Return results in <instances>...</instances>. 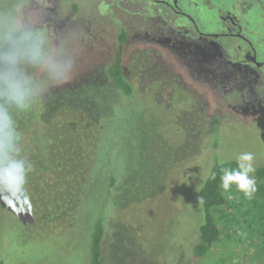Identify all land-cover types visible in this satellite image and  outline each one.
Masks as SVG:
<instances>
[{
	"label": "rangeland",
	"instance_id": "rangeland-1",
	"mask_svg": "<svg viewBox=\"0 0 264 264\" xmlns=\"http://www.w3.org/2000/svg\"><path fill=\"white\" fill-rule=\"evenodd\" d=\"M13 2L17 0H0V9ZM33 2L22 8V14L39 18V28L48 35L50 53L77 58L71 78L59 84L38 70V90L67 86L108 61L117 31L127 25L140 35L125 43L138 92L137 98L116 97L111 89L103 96V88L99 96L92 92V99L107 96L109 104L119 101L121 120L110 126L117 138L98 144L97 163L104 165V174L81 180L74 192L69 191L74 199L68 205L56 203L67 195L61 190L62 180L71 179L60 172L47 178L41 198L40 192L34 194L26 185L30 206L17 205L13 210L0 202V264H90V233L102 217L111 221L109 238L115 264H264V219L255 216L264 211V196L258 197L256 204L248 199L237 211L234 208L239 223L237 233L232 231L233 238L219 240L204 257L191 258L205 216L203 203L199 205L200 191L213 167L222 160L235 161L243 152L254 154L255 169L264 166V104L260 105L259 97L248 98L247 102L255 104L249 105L247 86H230L228 81L220 87L221 95L214 96L208 84L191 78L204 74L197 67L203 60L196 58L192 72L187 66V48L177 42L161 46L166 35L172 34L160 28L154 15L145 13L141 2H118L113 10L109 5L116 2L104 0ZM200 5L204 10V4ZM182 6L186 11L196 9L186 7L185 2ZM249 12L244 21L250 22L254 43L260 41L264 47V2H255ZM208 14L207 20L202 18L201 30L214 28L218 21L215 11ZM54 15L55 19L48 18ZM149 45L161 46L167 60L147 57L150 54L142 51ZM172 64L189 86H182L169 73L176 72ZM93 76L96 79V74ZM94 77L93 84L97 82ZM82 94L67 100H82ZM133 111L134 120H128ZM129 134L133 136L130 141ZM111 176L117 178L116 186L107 189L104 185ZM78 197L81 201L72 204ZM43 199L56 203L52 205L54 214L40 204ZM228 231L225 225L223 235Z\"/></svg>",
	"mask_w": 264,
	"mask_h": 264
},
{
	"label": "trees",
	"instance_id": "trees-1",
	"mask_svg": "<svg viewBox=\"0 0 264 264\" xmlns=\"http://www.w3.org/2000/svg\"><path fill=\"white\" fill-rule=\"evenodd\" d=\"M32 1L20 3L27 6L28 4L32 5L34 3ZM126 38V33L123 31L119 38L120 44L116 49L114 60L97 64L95 69L67 86H53L44 91L38 90L29 110L15 115L17 126L22 132V155L26 156L33 165V171L28 175L27 184H29V188H32L34 194L40 192L38 197L41 198L40 194L43 188L47 189V178L60 172L65 179H71L70 181L62 180L64 184H62L61 190L67 195L65 198H57L56 203L62 202L60 205H68L74 199L70 192H74L73 188L78 187L81 180L93 179L97 175L104 174V165L97 163L100 151L98 144L104 139L114 140L117 138L110 126H115L120 122L117 109L122 106L117 100L109 104L107 96L103 100L92 99L91 96L93 91L99 96L100 90L103 88L101 96L106 94L107 89H111L117 93L116 97L137 98L138 82L134 77V69L128 63L127 73L123 66V42ZM147 53L150 54L147 57L153 58V61L156 59L157 56H152L154 54L150 52ZM29 71L39 85L41 81L37 75L38 70L29 69ZM95 74L96 79L93 76ZM93 77L97 81L94 84L92 83ZM43 79L46 78L43 77ZM186 89L190 91L188 88ZM75 91L77 94H69ZM82 92L80 98L83 101L67 100L68 96L77 97ZM135 116V111H133L127 119L134 120ZM132 137V134H129V141ZM224 167L235 169L236 160H222L217 163L201 188L200 197L203 198L205 216L204 222L199 228V243L191 258L206 256L219 240L233 238V230L237 233L239 220L234 211L243 206V202L248 199L235 185L231 188L233 193H230L231 189L227 192L222 189L220 177L222 175L221 168ZM212 173L216 174L214 180L211 179ZM252 176L256 180V192L249 201H255L256 204L257 198L264 196V166L257 167ZM116 182L117 178L111 176L109 182L104 186L107 189H112L116 186ZM230 200H234V202L230 203ZM78 201H81L80 197L76 198L72 204H76ZM56 203L49 204L45 199L40 202L41 205L48 208L47 213L50 212V214L55 213L52 205H56ZM244 215L246 216L247 213L242 214L241 217ZM255 216H258L257 219L262 221L264 211H260ZM225 225L229 231L223 235ZM111 229L110 219L107 222V219L105 221L102 217L94 222L89 243L90 264H115L111 256L113 252L112 241L109 238Z\"/></svg>",
	"mask_w": 264,
	"mask_h": 264
},
{
	"label": "clouds",
	"instance_id": "clouds-1",
	"mask_svg": "<svg viewBox=\"0 0 264 264\" xmlns=\"http://www.w3.org/2000/svg\"><path fill=\"white\" fill-rule=\"evenodd\" d=\"M24 5L13 2L0 9V201L15 210L31 204L26 188L33 171L31 161L22 155V132L15 114L26 112L38 94V85L29 69H37L59 84L71 78L75 56H53L48 35L39 28V18L22 14ZM236 168H221V187L227 192L233 185L252 199L256 180L252 174L254 154L236 156ZM216 174H211L215 179ZM203 203L200 197L199 205Z\"/></svg>",
	"mask_w": 264,
	"mask_h": 264
},
{
	"label": "flooded vegetation",
	"instance_id": "flooded-vegetation-1",
	"mask_svg": "<svg viewBox=\"0 0 264 264\" xmlns=\"http://www.w3.org/2000/svg\"><path fill=\"white\" fill-rule=\"evenodd\" d=\"M104 1L116 2V4L111 3L109 5L110 10H113L114 7L119 4L118 2H141L145 13L154 15L158 24H161L160 28L163 31L168 29V32H171V34L175 36L166 35V41L161 46H174L177 42L179 45L187 48V58L190 60L187 62L189 64H187V66L191 67L192 72H195L193 71V66L197 64L195 61L196 58L200 57V59L203 60V63L200 66L197 65V67L199 71L204 72V74L202 76L193 74L191 78L195 81H203L205 84H208V90H210L214 96L221 95L219 92L220 87H225V82L228 81L227 85L230 86L235 84H243L242 87L247 86L248 93L246 95V103L249 105H255L251 104L250 100L247 102V99H250L252 96L259 97L261 101L260 105L264 104V47L263 45L261 46L260 41L254 43L255 37L252 38V32L248 30L250 22L244 21V18L250 15L249 11L251 6L255 4V2H264V0ZM183 2H185L186 7L196 6V9H193V11H186L182 6ZM200 4H204V10H201ZM213 11H215L218 20L214 22V28L207 27L206 30H201L200 24L202 23V18L205 19L207 16L209 18L210 15L208 13H212ZM29 14L30 13L27 11L26 15ZM57 15L58 13L56 12V19ZM48 18L55 19V15ZM208 18H206V20ZM153 26L158 28L155 25ZM131 28L132 27L123 25L121 29L117 31L115 46L110 52V58H107V60H114L116 49L120 44L119 38L123 31H125L127 38L123 42L122 56L124 70L127 73L131 54L125 55V43L130 41L133 35H139V32ZM149 46V48L143 49L142 52H150L156 55L157 60L158 58L159 60H167V54L163 55L159 50L161 46L158 45V49L155 45ZM90 48L92 49L93 46ZM83 49L86 48L83 47ZM135 51L137 52L140 50L137 49ZM194 54H196V56H194ZM96 60H98V58ZM97 62L99 61H96L95 64H97ZM176 65L177 67L180 66L178 63ZM171 68L175 70L174 64H172ZM185 69H187L186 66ZM176 72L173 70L169 71V73L184 86L185 83H183V78L178 77V72ZM185 85L188 84L186 83ZM189 90L193 92L191 89Z\"/></svg>",
	"mask_w": 264,
	"mask_h": 264
}]
</instances>
